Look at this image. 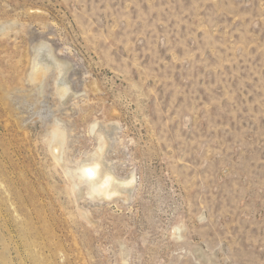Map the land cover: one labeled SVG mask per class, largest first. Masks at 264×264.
<instances>
[{
    "label": "rangeland",
    "instance_id": "1",
    "mask_svg": "<svg viewBox=\"0 0 264 264\" xmlns=\"http://www.w3.org/2000/svg\"><path fill=\"white\" fill-rule=\"evenodd\" d=\"M0 264H264V0H0Z\"/></svg>",
    "mask_w": 264,
    "mask_h": 264
},
{
    "label": "bare ground",
    "instance_id": "2",
    "mask_svg": "<svg viewBox=\"0 0 264 264\" xmlns=\"http://www.w3.org/2000/svg\"><path fill=\"white\" fill-rule=\"evenodd\" d=\"M37 57V56H36ZM36 63L34 65V68L37 70L38 68H40L41 64L39 62H37L38 60L35 59ZM63 90L62 93L63 95L66 93V88L65 89H61ZM58 135V130L55 129L53 132V136L56 137ZM105 147V142L102 138H99V142H98V147H97V151L94 155V157L85 163V165H83L81 167V171L83 173V175H87L85 169H92L95 173L94 176H88L89 177V189H90V193L93 195H96L98 197H101L103 199H112L114 198L117 193H118V189L117 187L119 186H128L131 185L133 180H129L128 182H123V183H119L117 185V187L115 186V183L117 182L116 179L114 178V176L108 172H100L99 170V157L102 152L103 149Z\"/></svg>",
    "mask_w": 264,
    "mask_h": 264
},
{
    "label": "snow or ice",
    "instance_id": "3",
    "mask_svg": "<svg viewBox=\"0 0 264 264\" xmlns=\"http://www.w3.org/2000/svg\"><path fill=\"white\" fill-rule=\"evenodd\" d=\"M85 171H86L88 176H94L95 175V173L92 169H86Z\"/></svg>",
    "mask_w": 264,
    "mask_h": 264
}]
</instances>
